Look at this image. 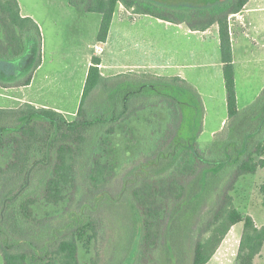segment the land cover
<instances>
[{"label": "trees", "instance_id": "trees-1", "mask_svg": "<svg viewBox=\"0 0 264 264\" xmlns=\"http://www.w3.org/2000/svg\"><path fill=\"white\" fill-rule=\"evenodd\" d=\"M247 1L237 0L235 9H241ZM119 3L137 13L162 16L155 12L157 6L146 0H70L71 5L83 11L101 15L98 34L101 43L107 41ZM0 27L6 35L8 47L20 54L26 48V36L34 32L36 37H41L39 25L31 17L21 15L18 0H0ZM220 35L231 136L215 141L210 152L203 153L198 146L200 129L194 128L197 116H193L194 113L188 108L189 91L182 86L175 88L163 85L158 88L156 83L159 81L151 76L131 80H125L124 75L105 77L100 71L102 60L99 56L92 59L78 116L73 120H68L63 113L54 109L37 108L29 103L17 109L0 108V151H8L6 163L0 161V253L4 264H30L32 259L48 256H53L59 264H84L79 258L80 243L95 239L99 232L97 218L93 213H87L86 208L95 212L100 200L110 197L106 186L112 176V160L108 156L110 147L115 148V152L124 147H127L125 150L141 151L148 147L146 161L140 163L139 167L144 173L147 172L143 167H150L154 162H176L181 154H187L201 166L200 182L202 180L205 184L200 186L198 200L207 194L210 183L216 186L221 177L227 174L224 170L230 169L235 172L234 176L241 177L264 168V116H252L251 112L250 116H238L227 17L220 21ZM178 80L182 81L175 78V81ZM95 93L98 94L96 99ZM166 95L171 101L180 104L181 115L175 116L177 122L171 116H164V129L168 130V122H173L174 127L172 134L163 133L170 136V153L153 151L161 140L162 132L159 125L154 126L153 120L149 119L158 120V116L142 120L132 116L143 109L135 98L145 97L149 102L147 107L154 112V98ZM91 97L94 100L92 107L88 106ZM193 98L198 101L197 95L193 94ZM254 109H263L264 112V95ZM132 119L136 121L134 128L130 126ZM201 122L199 116V124ZM121 152L124 153V150ZM80 167L84 170L87 183L94 189L93 202L70 212V221L63 226L65 230L69 228V233L57 236V232L63 229L54 227L53 239L37 246L28 236V230L36 231L33 224L30 226V220L36 224L39 222V216H36L40 214L38 209L45 212L63 203L65 192L77 187L76 174ZM44 173L41 189L43 204H38L32 192L37 184L36 176ZM147 174L142 178L148 177ZM145 181L133 191V200L140 216L142 250L146 253L150 247H157L168 225H164L166 213L162 211L169 206L161 204L157 194L169 200L174 199L172 202H181L184 200L185 186L177 178H171L169 184L162 186V190L154 185L156 181L151 182L150 178ZM17 184L19 186L15 188ZM38 191L35 189L33 193ZM221 199L206 223L204 234L196 243L192 264H207L232 227L238 223H243V230L236 264H254L264 248V224L258 226L252 215L235 207L233 196L225 194ZM34 204L35 208H32ZM174 245L170 243L166 247L168 262L180 264L177 255L181 256V253L175 252ZM90 264L100 263L98 259H92Z\"/></svg>", "mask_w": 264, "mask_h": 264}, {"label": "rangeland", "instance_id": "rangeland-1", "mask_svg": "<svg viewBox=\"0 0 264 264\" xmlns=\"http://www.w3.org/2000/svg\"><path fill=\"white\" fill-rule=\"evenodd\" d=\"M19 1L22 3L24 11L32 13L39 20L41 37L40 39L36 37L34 32L26 36L30 41L29 50L26 52V55L17 58V62L15 63L16 69L27 73L31 67L37 65L42 60L43 67L38 70L35 77V85L32 87L33 89L31 88L28 91V95L43 101L49 99L52 104H56V102L59 103V100H61L62 94V103H60L62 106H60L68 112L66 116L63 115L68 120H73L76 117L71 116V113L75 110L77 102L79 103L82 79L85 77L86 64L89 60L87 46L83 48V41L86 42L87 39L94 37L97 18L101 15L97 12L83 11L71 5L70 0ZM132 12L134 13L135 11L132 10ZM155 12L166 14L165 11L163 12L157 8ZM59 33H61V36H59ZM54 36L57 37L56 43L59 42V39H65L64 47L68 50V55L66 58H62L61 64L58 62L60 60L59 57H50L48 55V50L46 56L43 54L41 57V53H39V47L41 48V45L44 47L45 44L49 46L53 42ZM34 40L35 42L33 43ZM5 41L6 35L3 33V29H1L0 58L4 57L6 53ZM30 76L26 74L25 77L19 79L20 82L14 81V83H22L23 78ZM46 76L49 78H46ZM52 79H55L57 82L56 88H51V86H54L53 82H51L54 81ZM49 82L50 84H48ZM59 82H61V89L59 88ZM47 86L49 87L47 88ZM65 92L66 95L63 99ZM97 97L98 94L95 93L94 99ZM64 100L65 104L63 103ZM93 105L94 100L91 97L88 106L92 107ZM149 113L150 110H146V114ZM142 114L144 113L142 112ZM136 117L142 120L151 118L152 116ZM171 118L175 120L174 122H177V117L171 116ZM149 120H153L154 126L159 125L162 132L161 140L156 143L153 151L161 150L164 153H170L172 145L170 136L163 135V133L169 132L172 134L174 132L173 122L166 123L168 130H165L163 127L164 116H158V120L156 118ZM135 123L136 121L132 119L130 126L134 128ZM194 128L201 129L199 116H197ZM230 136L231 122H227L225 128L214 137V142ZM209 140L210 132L204 131L200 141L209 142ZM141 147L142 145L139 149ZM131 148H134V146H131ZM109 149L108 156L112 160V176L106 186L110 197L101 199L95 212L86 208L87 213H93L97 218L99 232L95 239L89 241L83 240L80 243L79 258L84 264H90L92 259H98L100 264H170L166 249L170 243L175 244L176 253H181V256L177 255V258H180V264H192L196 243L204 234L206 223L210 220L213 211H215L222 200L221 197L225 194L233 196L235 207L243 213L252 215L258 226L264 224V168H259L255 174L241 177L234 176L235 172L230 169L224 170V173L227 174L221 177L216 186L210 183L207 186V194L201 200H198L200 197V186H204L205 184L202 180L200 182L202 176L200 172L201 166L197 165V162L187 154H181V157L176 162L158 161L151 164L150 167H143L147 174L144 173L145 171H141L139 167L140 163L146 161V152L149 151L148 147L142 151L129 148L125 150L127 147H124L121 149L124 150V153L121 150L115 152V148L112 147ZM207 149L201 146L203 153L207 152ZM7 160L8 151H0V161L6 163ZM144 174L148 176L145 179L142 178L145 176ZM36 177L38 180L36 181L37 186L34 185V190L37 189L39 191L35 194L33 190L32 194L36 198V201H38V204H43V192L41 189L43 188L42 180H44L45 173ZM76 177L77 187L65 192L61 205L55 209L50 208L45 212L43 209H38L40 214L36 216H39L37 220L39 222L35 224L30 220V226L33 224L37 233L30 229L28 230V236L37 246L40 247L53 239L54 232H52V228L54 227L63 229V231L57 232V236L62 237L69 233V228L65 230L63 226L69 223L70 212H75L82 205L93 202L94 189L87 183L84 170L81 167L77 171ZM148 178L151 179V182L156 181L154 185L158 186L161 190L164 188L162 187L163 185L169 184L171 178H177L185 186V194L184 200L181 202H172L174 199L169 200L168 198H164V195L157 194V197L161 198L159 202L169 206L165 207L162 211V213H166L164 225L168 224L167 230L165 229L166 231L159 240L157 247H150L147 250L148 252L146 251L145 253L141 245L140 216L133 200V191L138 185L141 184L142 186ZM39 182L40 185L38 184ZM18 186L19 184L15 188ZM212 189L214 191H211ZM168 201L169 203L165 204ZM32 208H35V204L32 205ZM34 214L33 212V216H35ZM171 227L173 228L171 229ZM242 230L243 223L234 225L207 264H236ZM0 264H4L1 253ZM30 264L59 263L53 256H48L42 259H32L30 260ZM254 264H264V248L262 253L255 259Z\"/></svg>", "mask_w": 264, "mask_h": 264}, {"label": "crops", "instance_id": "crops-1", "mask_svg": "<svg viewBox=\"0 0 264 264\" xmlns=\"http://www.w3.org/2000/svg\"><path fill=\"white\" fill-rule=\"evenodd\" d=\"M146 1L155 4L158 10L166 14H160L162 16L159 17L133 13V9L119 3L105 43L98 39L102 17L97 18L94 37L83 41L89 60L82 79L79 103L71 116H78L92 59L99 56L102 60L100 71L105 77L124 75L125 80H131L151 76L159 81L156 83L158 88L163 85L175 88L182 86L189 91V110L194 113L193 116H202L201 129L197 135L198 146L200 149L201 146L206 147V151L210 152L214 137L225 128L230 116L220 35V21L225 17L231 39L238 116H250V112L252 116H264L263 109H254L264 95V0H248L241 9H235L237 0ZM19 5L23 17H31L40 25L32 13L24 11L20 1ZM56 40L54 36L49 46L43 44L44 48L41 45L39 53L41 57L43 54L46 56L48 50V55L59 57L58 62L61 64L68 50L64 47L65 39H59L58 43ZM25 41L26 48L22 54L14 52L5 41L6 53L0 58V108L17 109L29 103L37 108L54 109L66 116L68 112L60 104L62 94L56 104H52L49 99L43 101L28 95L35 85L38 70L43 67V61L31 67L27 73L16 69L15 57L24 56L29 50V38ZM26 74L31 76L23 78L22 83H14ZM175 78L182 81H175ZM52 80L54 86L51 88H56L57 82ZM59 86L61 89V82ZM193 94L197 95L198 101L192 99ZM65 95L66 92L63 99ZM166 96L154 98L155 111L149 114H146V110H149L148 100L143 96L135 98L143 107L144 110H140L144 114L139 110L132 116H181L180 104L171 101L169 95ZM204 131L210 132L209 142L200 141Z\"/></svg>", "mask_w": 264, "mask_h": 264}]
</instances>
